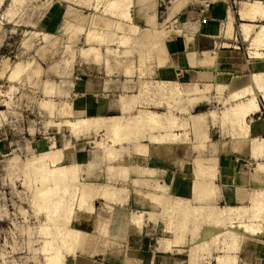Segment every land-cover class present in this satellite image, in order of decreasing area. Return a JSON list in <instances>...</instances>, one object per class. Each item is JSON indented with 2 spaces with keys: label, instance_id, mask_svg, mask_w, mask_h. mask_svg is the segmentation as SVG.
I'll list each match as a JSON object with an SVG mask.
<instances>
[{
  "label": "rangeland",
  "instance_id": "374dc122",
  "mask_svg": "<svg viewBox=\"0 0 264 264\" xmlns=\"http://www.w3.org/2000/svg\"><path fill=\"white\" fill-rule=\"evenodd\" d=\"M189 1L190 0H136L135 4L131 9V14L132 17L134 18L135 25L141 28V26L138 24L139 23L138 21L141 19H146L147 22L151 24V26H154L149 28L157 31V33H159L158 35L162 33L160 35L162 37V35H164L163 33H167L168 27L171 26L170 23L172 19L176 16L177 13H179L186 6V4ZM201 1L205 2V0H201ZM176 2L178 3L175 4ZM252 2H255V0H241L232 4V7H230L228 11L229 18L227 17L226 22H224V25L222 27L223 29L221 31L222 34L221 37H222L223 36L222 32H224V28L229 23L230 16H232L233 27H234L233 35L235 36H233L232 39H226L225 37H222L223 38L222 42H228V43H224L223 45L232 50L239 51L241 54H245V55L247 54L250 55L249 52L251 49L249 48L251 47V45L249 40L244 39L243 36L245 34H242V32H240L241 31L240 25L242 20L240 19L239 13L240 10L245 9L242 8L243 6L248 5L250 3L252 4ZM12 4H13V0H4L3 2L0 1V16H1L0 17V22H1L0 24V264H47L49 253H47L44 250V247L48 242L47 240L52 241L53 237H56L57 232L59 230L56 226L53 225L52 221L50 222V220H48L49 210H46L45 207L42 206L41 202H36V198L34 197V195L36 196L38 189L42 186L40 185L41 183L39 182V180H36L33 172L30 171V173H28V175L32 173L30 177L32 182H30V178L27 175V173L23 172L24 171L23 168L28 163V157H30L31 155L33 156V154L36 155L40 154L41 152L49 148L50 144L54 140L56 141V145L58 147H63L65 145L72 146L73 152H74V148L77 149L79 147L86 152L87 148H91L92 146H94L96 153L105 154V158L107 162L106 173L108 174V176L107 177L100 176V177L101 180L106 181L108 178L109 181H107L106 183H100L96 181L94 182L92 178L93 177L98 178L96 177L97 174L93 175V171H91V169L96 167L95 162L85 163L86 161H84L83 163H81L76 159V157H74L78 165L77 169H78L79 180L77 182L80 183H78L77 185L75 184L76 187L73 185L72 186L75 188L77 187L79 188L81 186H84V184L88 185L89 183H94L97 185L95 187L99 190L100 193L101 190H103L104 186L106 187L112 185L114 186L119 185V187L127 188L124 191V193H122V196H126L128 193V197H125L124 200L121 201L120 199H105V198L103 199L100 195H98L94 198L89 199L87 201V204L82 208H80L78 204L79 202L76 201L77 210L79 209L80 211L76 210L77 212L75 214L76 215L80 214L79 215L80 218L89 217L88 221L81 220L83 223H85L83 224L84 226H86L87 223H92L93 219H95L96 215H94V213L96 211L95 208L96 200L102 199L107 201L108 203H114V204L117 203V204L125 205L129 203V199L131 196V189L130 187H128L129 184L133 187V189L136 190L139 187H144V186L146 188L151 187L152 189H154V186L149 182L152 179L151 175H153L152 170L149 171L151 167L150 162L151 163L156 162L159 160V158L158 156L152 157L147 155L145 156L141 154L140 155L135 154L134 152L135 148L133 142H128V143L122 142L123 144L120 143L119 141L112 142L110 140L112 138L111 134L104 129L97 130L98 128H93L88 132H83L79 135H74V133L70 130L68 125L66 124H62L61 126L57 125L58 120L59 122L63 120V116L61 115L59 116V114L53 115L48 109L43 107L41 104V100L43 98L45 99L46 97H48L54 100L55 102L57 101L58 104L65 102V104H71V106L73 107V104L68 100H69L71 82L75 75V68L78 65L84 66L82 64H85V62L87 61L83 59L81 56L77 55V52L81 48L86 47L88 44L85 43V34L83 32L80 33L79 36L80 40L76 44L73 43L69 46L66 45L67 40L69 39L70 36L64 29V22L65 19L67 18V11L70 7H73L79 9L80 11L88 15L90 13V15L96 14L99 17L100 16L107 17L105 16L106 12L104 11L105 9L104 5L101 4L100 9L98 11L94 7L97 4V0H92L90 3H80L78 2V0H24L23 3L20 4L19 6H16L15 9L11 8ZM262 4H264V2H262ZM11 9H13L12 12H10ZM170 16L172 17L169 18ZM245 20L250 23L252 22V28L250 30L251 33L249 32V35L251 34L250 36L252 37L255 34L254 31L256 32L257 30L256 28L259 27V24L264 23V16H262L261 14L256 15L255 19H252L250 16H248V18H245ZM87 25L92 26L90 22L89 23L87 22ZM254 26L256 28H254ZM113 28H116V26H113ZM146 28L148 27H145L143 29L141 28L140 30H145ZM161 29H163L164 32H162ZM36 32H38V35L35 34ZM44 32L51 34V36H49V39L47 41L43 39L42 33ZM144 32L145 31L143 32L142 31L134 32L132 30L129 31L128 33L133 35V39L131 43L129 44V46H120V49L119 51L116 52V54L110 51L108 52L106 48L108 45L116 47L117 44L102 42V46L104 48V54H103L104 56L105 53L114 56L117 60V63H119L120 61L117 58L119 57L124 58L122 60L121 65L126 67V75L130 78L129 80H132V78L134 77L135 69H136L134 62L132 61V57L134 56V54L136 55V53L140 54L142 52L141 55L143 56V60H141L140 67L137 66L141 73L140 74L141 77L144 74L146 75L147 74L146 72L148 71V69H146L145 66L147 61L144 60L145 58H147L148 60H153L158 54L157 57L160 60V63H162V58L164 56L163 54L164 50L162 52H161L162 49L160 50L162 46L157 45L158 47L157 46L153 47L152 49L153 52L151 51V53H156L155 55H153L151 53H147L146 48H143L139 44V41ZM52 34L56 36L54 35L52 36ZM236 45H238L239 47L236 48ZM154 48L155 49L158 48L159 51L154 52L155 50ZM260 49L261 51H264L263 46H261ZM159 52H161L162 54ZM102 53L103 50H101L100 54ZM119 53H121V55H119ZM74 54L76 55L73 58ZM159 55H161V57ZM3 58H9V63H13V64L25 59L28 62L26 63V68L28 69H26L25 73H23L16 79L8 78L6 70L4 71V73H2V70L4 69L1 64V60ZM108 58L109 57H107V59ZM99 60H101V58L98 59L97 61ZM254 60L264 61V59H260V60L254 59ZM143 65L145 70L142 68ZM111 66L116 68V66H114V64L112 63ZM143 70L145 71V73L143 72ZM260 70L264 71V66L252 70L251 72H249V74L254 71H260ZM149 77L151 76L149 75ZM157 80H160V78L156 76L154 78L152 77L150 79H147L146 81L140 79L139 80L140 85L138 86L139 94H137L136 97H134L133 100L130 101L127 96L125 102H127V104L129 103L128 104L129 108L127 107V109L123 111L122 115L127 116V118H132L133 115L139 114L142 109L148 111L169 110L184 118H188L190 114L208 113L210 110H216L219 113L221 112L222 108L225 107L224 99L228 95H230L228 90L221 92L219 91L218 87H215L207 91L209 95L208 98H210V100L206 98V100L198 102L193 108L187 105V101L185 100L187 95L184 94L182 96L183 101L181 103L168 109L165 106L160 107L154 104L155 97L157 95L154 94L153 95L154 97L152 96V94L154 93L153 83H155V81ZM152 81L154 82L152 83ZM150 83L151 86L149 88ZM211 83H214V81ZM48 89H50L51 92L53 91V93H49V95H46L47 93L46 91H48ZM149 89L150 92L148 91ZM157 99L160 98L157 97ZM139 104H141V107H139L137 111H130L132 108H134L133 107L134 105L138 106ZM260 104L262 109L261 111L253 114V118H257L259 116L264 118V103L261 101V99H260ZM152 107H155V109H153ZM74 111L75 114L71 117V119L77 117H88V116L80 115V113H78L75 109ZM99 117H103V116H99ZM207 119H208V132L210 137L206 141V144L205 142L202 144V148L195 147V144H197L198 141L195 137L194 132L192 131L193 128L192 126L189 125L186 128H181L176 131L179 133L184 132L183 134H185V132L187 131L189 134L188 137L191 138L190 140L191 143H182V145H176L182 147V149L177 150L179 153L181 152L182 154L180 155L176 154V157L178 158L181 157V159L185 158L183 159V161H185V163H188L189 170L188 169L187 170L189 173H192L193 171L192 160L194 157L207 158L213 156L216 157V155L219 156L222 153H227L230 151L229 144L233 140L232 138H234L235 141H237V138H235L230 133V131H232V126L230 123H224L223 126L222 125L223 123H221L220 120L214 123L212 117H208ZM32 130H34V132H32ZM147 132L149 131L148 130L145 131V133ZM154 132L159 133L160 131L155 130ZM250 136L258 137V138L264 137V135L252 136L251 133ZM88 141H90V143ZM101 141L103 142V145L101 143L98 144V142ZM73 142H75L76 144H73ZM149 143L150 142L147 141L146 139L143 140V144H149ZM238 143L239 142H236L235 146L237 145V147H240L242 146V144L244 145L243 148L244 150H240V149L238 150L244 152L247 151L253 152V155L255 157H260L259 159H254L256 161L255 168L256 170H259L264 174V165L262 163L264 161V155H263L264 144H260L257 141L247 145L244 144L243 142L239 144ZM110 146L112 147V149ZM107 147L109 149L105 150ZM119 150H122V152L126 155L130 154L132 157L135 156L148 157L149 158L148 164L139 165L136 163H132L131 165H125L128 166L130 170H132L129 172L128 177H125L119 169V167L123 166V164L114 163L115 161L121 158L119 154ZM159 157H162V155ZM12 159L13 160L16 159V160L13 161ZM20 160L22 162H20ZM66 161L67 164H69V160ZM260 161L262 162L260 163ZM112 166L113 167L116 166L118 168L110 169V167ZM131 174H135V176L140 180L135 181L136 177L135 178L131 177ZM255 178L259 180V184H256V186L252 188L250 191H248L247 194L245 192V195H248V197L246 198L241 197L240 200L243 202L238 204H232L225 200L219 201L220 191L218 198L213 201L211 200L210 202L212 204L222 207L230 206V205H241V204L249 205L250 204L249 196L251 191L264 188V185H262L261 183V178L260 177H255ZM217 179H218V172H217ZM217 179H215L214 181L216 184H217ZM116 180H122L125 183L122 182L121 184H119V181L117 183ZM29 183H31V185ZM157 184L158 185L155 184L156 185L155 188H157V190L155 189L153 192L156 191L163 192L165 189L163 187V184H161L160 182L159 183L157 182ZM35 190L37 192L34 194ZM140 191L142 190L138 189V193H140ZM167 193L168 191L165 193L167 197L171 196ZM65 195L66 198L69 199L68 193H66ZM193 203L197 204L196 201H194ZM201 203L202 202H199L198 204ZM96 205H97V213H102L108 210L104 206V203L102 201L96 202ZM91 207H93L92 208L93 211ZM154 210L155 212H148V213L146 212V210L134 211L132 213V216L139 215L141 213L144 214L143 217L141 218V227L139 226L136 227L138 229H142L145 224L147 214L149 215L147 219L154 221V223L151 224L152 225L151 227H153V230H151L152 233L151 236L153 237L152 242L155 244V246L158 249L162 250L163 249L161 243L162 241H160L159 239L162 236H169V237L172 236L171 234H168L164 230L165 223L171 221V219H174L177 216L172 215L171 212L166 211L162 206L160 207L156 206ZM167 212L169 213L167 214ZM168 215L171 216V219ZM99 216H100V225H98V230L99 228H101L102 233L94 234L93 232H87L81 228L79 229L83 233L91 234L94 241L99 242L100 244L103 245L98 246V248L97 246L94 247L93 245L92 248L94 249L93 251L90 249V252H88L89 250H86V248L83 247L81 250L78 249L77 254L75 253L69 254L64 249L63 251H65L64 253L65 264H82V261L84 260V256L86 255L87 252L93 254L94 256L96 252H99V248L103 249L104 244L105 246H109L111 244V240L107 237L105 222L101 221L102 219L104 221L107 220L106 218H109V216L102 214ZM77 223H75V221L73 220L69 223L70 225L68 224L67 226L76 227ZM175 223L178 222L176 221ZM192 224L193 223H189L191 228H193L194 226V224L193 225ZM263 224H264V220H263ZM59 226L61 228L64 227V225L62 224H59ZM191 228L187 230L192 231ZM218 229L219 228H216L215 226L210 225L209 223L208 224L202 223L200 230L195 236H193L191 232L188 233L186 230L187 235L184 239V244L182 245V247H177L178 249L174 248L170 252L174 250L176 252L177 249L181 253L179 256L184 258L185 261H188V263L190 264L188 253L190 252L192 245L199 241L200 242L210 241L211 237L216 232H218ZM48 231L50 232V234L47 233ZM240 233L241 232H239V234ZM242 236H243L241 238L242 246L239 252L237 253V258L239 260L237 264H264V234L259 237L247 236L246 234H243ZM103 238L105 239L103 240ZM56 242L54 243L56 244ZM247 243H252L254 245H251L249 247L248 246L249 244ZM217 246L218 245L214 243L210 245V249L207 250L201 257V264H215L214 258L216 255L219 254V250L217 249ZM255 246H257V248ZM163 251H165V248L163 249Z\"/></svg>",
  "mask_w": 264,
  "mask_h": 264
},
{
  "label": "bare ground",
  "instance_id": "6f19581e",
  "mask_svg": "<svg viewBox=\"0 0 264 264\" xmlns=\"http://www.w3.org/2000/svg\"><path fill=\"white\" fill-rule=\"evenodd\" d=\"M0 1L3 2L4 0ZM23 1L24 0H13L11 8L15 9V7L22 4ZM91 1L92 0H78V2L80 3H90ZM260 1L264 2V0H255V2H252V4L250 3L243 6L242 8L245 9L240 10L239 13L240 19L242 20L240 25V32H242V34H245L243 36L245 40L250 41L251 47L249 49L251 50L249 52V56L254 59H264V51H261L260 49L261 46L264 47V23H260L258 28L254 26V28H256L257 30L256 32L254 31L255 34L251 37V34L249 35V32L252 28V22H247L245 18H248V16H250L252 19H255L256 15L260 14L264 16V4H262V2ZM135 2L136 0H97V4L94 6L95 9L99 11L101 4L104 5V11L106 12L104 13L107 17H99L96 14L90 15V13L88 15L77 8L70 7L67 11V18L64 22V29L70 35L66 45L69 46L73 43L76 44L80 40V33L84 32L85 43H87L88 46L81 48L77 52V55L81 56L83 59H88L92 56L91 58L98 60L104 56L103 53L100 54L101 50H103V47L101 48L102 42L115 43L117 44L116 47L129 46L133 39V35L128 32L132 30L134 32L145 31L142 34L139 44L143 48H146L147 53H151V51L153 52V47L157 45L162 46V48H160V50L162 49V52L164 50L163 47L165 33H163L164 35H162L161 37L160 35L162 33L158 35L159 33H157V31L150 29L149 27L145 30H140L141 28L135 25L134 18L131 14V9ZM177 3L178 2H176L175 4ZM13 9H11L10 12H12ZM171 17L172 16H170L169 18ZM87 22H90L92 26L87 25ZM113 26H116V28H113ZM233 28V17L230 16V21L224 28L222 37H225L226 39H232L233 36H235L233 35ZM161 30L162 32H164L163 29ZM35 34L38 35V32H36ZM42 35L43 39H45L46 41L49 39V36H51V34L46 32L42 33ZM53 35L54 34H52V36ZM160 42L162 43V45ZM112 47L113 46L109 47L110 52L115 49V47ZM238 47L239 46L236 45V48ZM155 51H159V49L156 48L154 52ZM151 54L155 55L156 53ZM75 55L76 54L73 55V58L75 57ZM157 56L158 54L156 55V57ZM159 56L161 57V55ZM156 57L155 59H158V57ZM163 59L164 56L162 60ZM144 60L148 59L145 58ZM1 64L3 66V69H5L9 64L8 58H3L1 60ZM142 68L144 69V65ZM144 70L143 72L145 73ZM22 71H24L23 63L16 64L13 68L12 77L20 76ZM153 82L154 81H152V83ZM153 84L154 93L152 94V96L154 94L157 95L155 97L154 104L160 107L165 106L168 109L181 103L183 101L182 96L184 94L187 95L185 100L187 101V105H189L191 108L195 107L198 102L206 100V98L209 97L207 91L211 88L218 87L219 91L221 92L228 90L230 95H228L224 99L225 107L222 108L221 112L218 113L216 110H210L208 113L190 114L188 118L181 117L169 110L148 111L142 109L139 114L133 115L132 118H127V116L120 114L109 117H77L71 119V117L75 114V111L70 104H65V102L58 104L57 101L55 102L48 97H46L45 99L43 98L41 100V104L53 115L59 114V116H63V120L61 122H59V120L57 119V125H68L74 135L88 132L93 128H98L97 130L104 129L111 134V137L113 139H110V137L109 139L112 142H133L135 148L134 152L137 155L141 154L152 157L163 155L160 147H157V153H151L150 144L176 145L180 143H191V138L188 137L189 134L187 131L185 132V134H183L184 132H176L178 129L186 128L189 125L193 127L192 131L194 132L195 137L198 141L197 144H195V147L202 148V144L204 142L206 144V141L210 137L208 132V117H212L214 123L220 120V122L223 123V126L224 123H230L232 126V131H230V133L235 138H237L235 144L236 142H243L247 145L256 141L260 144H264V137L258 138L250 136V122L253 118V114L261 111L262 109L260 99L264 103V71H254L250 74L248 73L244 75H232L230 73L228 80L224 83L210 82L204 83L202 85L199 83L184 84L174 79H160L155 81V83ZM150 86L151 83L149 85V88ZM148 91L150 92V89ZM157 97L160 99H157ZM122 99L124 102L123 110H125L127 109L129 103L127 104V102H125V97H122ZM208 99L210 100V98ZM147 130L149 132L145 133V131ZM155 130L160 132L156 133L154 132ZM32 132H34V130H32ZM144 139H146L150 143L143 144ZM100 143L103 145L102 141L98 142V144ZM235 148L237 149V145L235 146ZM107 149L109 148L107 147L105 150ZM70 157L73 160H71L69 164H67L66 160ZM74 157L75 156L72 150V146L65 145L63 147H58L56 145V141L54 140L50 144L49 148H47L40 154H33V156L31 155L30 157H28V163L23 168V172H26L27 175L28 173H30V171L33 172L36 180H39V182L41 183L40 185L42 186L39 189L37 187L38 192L36 191V189L34 194L36 192L37 194L36 196L34 195V197L36 198V202H41L42 206L45 207L46 210H49L48 220H50V222L52 221L53 225L56 226L59 230L56 237H53L52 241L47 240L48 242L44 247V250L49 253L47 264H65V251H67V253L69 254H77L78 249L81 250L83 247L86 248V250L90 251L91 249L93 251V245L94 247L97 246V248L98 246L103 245L99 242L94 241L91 234L83 233L79 229V227H77V225L76 227L67 226L73 220L75 221V223L81 220H89V217L80 218V214H75L79 210H77L76 201L79 202L78 204L80 208H82L87 204V201L89 199L94 198L98 195H100L103 199H120L121 201H123L125 197H128V193L126 196H122V193H124L127 188L119 187V185L106 187L104 186L103 190H101L100 193L99 190L95 187L97 185L94 183H89L88 185L84 184V186L75 188L76 185L80 182H77L79 180L77 169L78 165ZM20 162L22 161L20 160ZM261 162L262 161H260V163ZM192 163L194 180L193 196L191 199L177 196L167 197V195H165V193L168 191V187L166 185H163V187L165 188L163 192L156 191L147 193L140 191V194L144 195L145 198L150 199L155 206H162L166 211H169L172 213V215L177 216L176 218H174L176 220H174L171 219V216L168 215L171 221H166L167 223H165L164 230L172 236H162L159 239L160 241H162V247L163 249L165 248V251H171L174 248L182 247L187 232H191L193 236H195L200 230L202 223H209L210 225L219 228L218 232H216L211 237L210 241H199L192 245L190 252L188 253L190 264H201L202 255L210 249V245L213 243L218 245L217 249L219 250V254L214 258L215 264H237L239 261L237 258V253L242 246V235L246 234L247 236L259 237L264 234V188L251 191L249 196V205L241 204L222 207L212 204L210 201L216 200L219 196V187L214 182L215 179H217L218 159L215 156L207 158L194 157ZM262 163L264 165V161ZM113 168L116 169L118 167H110V169ZM119 169L125 177H128L129 172L132 171L128 166L125 165L119 167ZM31 174L28 175L29 178L31 177ZM253 175L254 177H260L261 179H264V174L259 170H255V173ZM254 181L255 180H253V182ZM30 182H32L31 178ZM29 184L31 185V183ZM72 185L75 187H73ZM66 193H68L69 199L66 198ZM194 201H196L197 204H194ZM199 202L202 203L198 204ZM92 208L93 207H91V209ZM169 212H167V214ZM143 215L144 214L141 213L139 215H133L131 217V224L134 228L138 226L141 227V218L143 217ZM176 221L178 223H175ZM189 223H193L195 227L193 226V228H191ZM59 224L64 225V227L61 228ZM189 228H191L192 231H188ZM239 232L241 233L239 234ZM47 233L50 234L49 231ZM104 239L105 238H103V240ZM54 242H56V244ZM64 249L65 251H63ZM100 250L102 251V249L99 248V251Z\"/></svg>",
  "mask_w": 264,
  "mask_h": 264
},
{
  "label": "crops",
  "instance_id": "0c3cea01",
  "mask_svg": "<svg viewBox=\"0 0 264 264\" xmlns=\"http://www.w3.org/2000/svg\"><path fill=\"white\" fill-rule=\"evenodd\" d=\"M238 1L241 0H205V2L190 0L172 19L171 26L168 27L167 33H165L164 59L162 63L157 59L147 60L145 66L149 72L147 71V74L142 77L137 67L143 60L142 52L140 54L136 53L132 57V61L136 66L132 80H129L130 78L126 75V67L121 65L123 57L117 58L120 60L119 63H117L114 56L106 53L103 56L104 58H101V60L103 59L102 61L91 58L85 59L87 61L82 64L84 66L78 65L75 68L68 101L73 104L74 109L80 115L109 117L123 113L124 102L122 97L126 99L128 96L130 101L139 94L140 79L147 80L156 76L160 79L178 80L184 82V84L196 82L202 85L213 81L224 83L228 80L230 73L232 75H244L264 66V61L260 59V61L254 60L248 54H241L239 51L223 45V38L221 37L222 27L228 17L229 8ZM138 22L142 29L154 27L146 19H141ZM109 47L107 46L106 48L108 51L110 50ZM119 49L120 46L115 47L112 52L116 54ZM107 57L109 58L107 59ZM21 63H23L24 67V71L20 74L22 75L27 69L26 63L28 62L25 59L15 64L9 63L2 70V73L6 70L8 78H18L19 76L12 77V72L14 66ZM111 63L116 68L112 67ZM46 92V95L53 93L50 89ZM139 107H141V104L138 106L134 105V108L130 111H137ZM152 108L155 109V107ZM250 124L252 136L264 135V118L260 116L252 118ZM232 139L229 144L230 151L222 153L223 155H216L219 166L217 184L220 191L219 201L225 200L232 204H238L243 202L240 200L241 197H248L245 192L247 194L256 184H259V180L253 174L256 170V161L254 159H259L260 157H255L253 152L240 151L244 150L243 144L236 149L235 139ZM88 142L90 143V141ZM73 144L76 143L73 142ZM176 145L150 144L151 153H157V147H160L163 152L162 157L158 156V161L150 162V170H152L153 175H151L152 179L149 182L154 186V189L151 187L146 188L145 186L138 189L144 192H153L155 189L157 190L155 188L158 185L157 182H160L168 187L169 195L192 198L193 171L192 173L188 172V163L183 161L185 158L176 157V154H182L177 151L182 149V147ZM119 154L121 158L115 161V164H148V157H132L130 154H124L122 150H119ZM74 155L81 163L84 161H86L85 163L95 162L96 167L91 169V171H93V175L97 174L96 177L98 178L93 177L94 182L106 183L109 181L108 178L106 181L101 180V177L108 176L104 153H96L94 146H92L87 148L86 152L82 148H74ZM67 160L70 162L73 159L70 157ZM131 177L135 178L136 176L131 174ZM136 180L139 181L140 179L136 177ZM253 180L255 181L253 182ZM263 180L261 179L262 185H264ZM118 181L119 184L125 183L122 180H116L117 183ZM128 187L131 189L128 204L108 203L105 200L98 199L95 201L96 211L94 215L96 216L92 223H87L84 226L83 224L85 223L77 221V227L84 231L102 233L101 228L98 230V225H100L99 215L109 216V218H106L107 220L104 221L102 219L101 221L105 222L107 237L112 243L109 246H104L102 251L96 252L94 256L88 251L82 264H189L188 261L179 256L181 253L177 249L176 252L175 250L170 252L160 250L155 246L151 236V230H153L151 224L154 221L147 219L148 214L142 229L132 226L131 216L134 211L146 210L147 213L155 212L156 206L150 199L138 193V189H133L130 184ZM99 201L104 203V206L108 209L107 211L97 213L96 202ZM247 244H249V247L254 245L252 243ZM255 247L257 248V246Z\"/></svg>",
  "mask_w": 264,
  "mask_h": 264
}]
</instances>
